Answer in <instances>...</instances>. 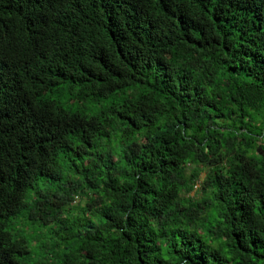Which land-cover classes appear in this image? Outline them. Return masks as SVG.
Segmentation results:
<instances>
[{"label":"trees","instance_id":"1","mask_svg":"<svg viewBox=\"0 0 264 264\" xmlns=\"http://www.w3.org/2000/svg\"><path fill=\"white\" fill-rule=\"evenodd\" d=\"M0 264H264V0H0Z\"/></svg>","mask_w":264,"mask_h":264},{"label":"rangeland","instance_id":"2","mask_svg":"<svg viewBox=\"0 0 264 264\" xmlns=\"http://www.w3.org/2000/svg\"><path fill=\"white\" fill-rule=\"evenodd\" d=\"M204 175H205V172L202 173V176H204ZM199 188H200V186H198L197 189L192 190L190 194H191V195L196 194V193L199 191ZM198 193H199V192H198Z\"/></svg>","mask_w":264,"mask_h":264},{"label":"built area","instance_id":"3","mask_svg":"<svg viewBox=\"0 0 264 264\" xmlns=\"http://www.w3.org/2000/svg\"><path fill=\"white\" fill-rule=\"evenodd\" d=\"M198 186H200V183H199V182H197V184H196V186H195V189H197Z\"/></svg>","mask_w":264,"mask_h":264}]
</instances>
